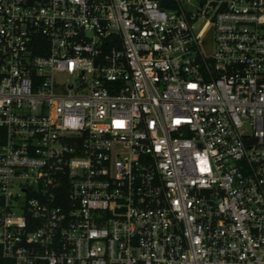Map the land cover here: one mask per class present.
<instances>
[{
  "label": "built area",
  "instance_id": "1",
  "mask_svg": "<svg viewBox=\"0 0 264 264\" xmlns=\"http://www.w3.org/2000/svg\"><path fill=\"white\" fill-rule=\"evenodd\" d=\"M0 259L264 264V0H0Z\"/></svg>",
  "mask_w": 264,
  "mask_h": 264
},
{
  "label": "trees",
  "instance_id": "2",
  "mask_svg": "<svg viewBox=\"0 0 264 264\" xmlns=\"http://www.w3.org/2000/svg\"><path fill=\"white\" fill-rule=\"evenodd\" d=\"M0 133H1V130H0ZM0 264H13V262L0 259Z\"/></svg>",
  "mask_w": 264,
  "mask_h": 264
}]
</instances>
